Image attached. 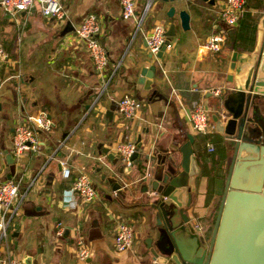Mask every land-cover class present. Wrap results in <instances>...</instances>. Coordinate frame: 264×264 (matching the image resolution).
<instances>
[{"label":"crops","instance_id":"obj_1","mask_svg":"<svg viewBox=\"0 0 264 264\" xmlns=\"http://www.w3.org/2000/svg\"><path fill=\"white\" fill-rule=\"evenodd\" d=\"M61 2L65 10L61 19L44 15L39 7L17 16L0 8V43L6 52V57L0 58L1 178L10 172L6 155L11 153L14 126L37 112H46L53 120L50 131L38 132V152L27 150L20 160L13 158L11 176L21 175L23 187L33 176L36 179L7 238L0 242V253L19 261L30 257L29 264H163L147 248L155 226L152 214L144 216L145 211H150L144 207L149 205L147 195L139 192L135 183L122 194L110 189L100 172L115 170V165L98 152L99 145L116 152L117 144L139 139L143 150L133 160L131 170L122 173L129 183L141 168L144 172L151 168L152 159L147 163L143 160L146 151H175L187 133H192V146L201 158L202 168L195 177L188 213L203 228L212 224L230 157L223 134L191 131L189 111L194 102L202 101L210 116L216 112L226 117L220 95L224 87L236 84L235 79L228 80L231 53L238 51V63L254 53L259 43L258 7L262 0H246L244 11L255 21L256 30L254 40L239 42L238 48L230 43L229 32L235 33L241 18L234 25L223 21L220 12L225 0H135L136 16L130 19L121 18L117 0ZM174 3L189 12L190 27L182 30L177 23L176 36L161 57L147 58L150 52L145 34L157 22L167 27L164 12ZM146 5L143 24L136 29L137 17ZM89 12L96 13L101 21L98 39L108 54L103 73L94 68L84 42L75 35V28ZM215 32L222 34L223 41L220 50L211 51L204 43ZM152 63L156 70L147 89L137 82L138 70ZM238 76L235 71L233 77ZM216 88L221 89L219 94L214 93ZM130 92L141 99L142 106L136 117L126 119L117 111L116 100ZM98 94V102L86 107ZM256 102L264 118V98ZM108 109L112 111L111 118L106 115ZM64 138V145L56 149ZM207 141L213 143V150H207ZM61 159L72 165L70 178L61 177ZM80 169L89 173L98 196L87 207L84 203L72 207L66 190ZM214 205L217 207L213 213ZM119 219H127L135 227L132 249L124 252H117L113 242ZM57 223L63 227L61 234L56 232ZM79 238L89 248L84 260L77 256Z\"/></svg>","mask_w":264,"mask_h":264},{"label":"water","instance_id":"obj_2","mask_svg":"<svg viewBox=\"0 0 264 264\" xmlns=\"http://www.w3.org/2000/svg\"><path fill=\"white\" fill-rule=\"evenodd\" d=\"M203 1L214 3L215 0ZM258 12L259 43L254 53L240 63L238 51L231 53L228 80L235 79L236 84L224 87L220 95V105L227 115L225 118L216 112L211 115L215 131L225 136L224 146L230 161L223 195L209 233L196 231L194 220L188 213L195 177L202 168L201 158L192 146V133H187V138L175 151H146L143 160L147 163L152 159L151 168L145 172L141 168L129 183L122 173L130 171L131 166H125L118 153L110 151V147L99 145L98 152L105 154L115 165V170L100 172V178L108 183L110 189L122 194L123 190L133 188L132 183H135L139 192L147 195L149 205L144 207L150 211H145L144 216L152 214L155 221L152 235L147 239V248L163 264H264V118L256 102L264 98V0ZM164 14L169 21L166 39L156 56L149 53L147 58L161 57L171 38L176 36L177 23L182 30L190 27V14L185 8L170 4ZM155 70V63L142 65L137 82L150 88ZM235 71L240 74L237 79L233 77ZM99 99L98 94L86 107ZM111 114V109H108L107 117L111 118ZM136 144L131 160L143 150L139 139ZM6 158L10 164L7 177H10L15 168L11 153ZM151 194L154 196L149 201ZM90 204L88 201L84 206ZM29 263L30 257L20 261V264Z\"/></svg>","mask_w":264,"mask_h":264},{"label":"built area","instance_id":"obj_3","mask_svg":"<svg viewBox=\"0 0 264 264\" xmlns=\"http://www.w3.org/2000/svg\"><path fill=\"white\" fill-rule=\"evenodd\" d=\"M120 6V16L122 19H130L136 16L135 0H117ZM246 0H225V5L220 12V16L227 24L234 25L239 20L245 7ZM39 7L40 11L48 16L61 19L65 15V10L61 0H0L2 11L11 16H17L18 13H31ZM148 5L144 6L142 13L137 17L136 29L141 28ZM101 29V21L94 12H89L82 18L80 24L75 28V35L84 42L86 50L91 58L94 68L103 73L108 64V54L105 47L98 39V33ZM166 25L163 22L154 23L145 34L147 47L150 53L156 56L160 47L163 45ZM223 36L220 32L209 35L204 43L205 47L211 51H218L221 48ZM170 43L167 44V47ZM6 57V52L0 43V58ZM220 88L214 90L215 94L220 93ZM142 106V101L133 93H124L116 100V109L119 114L126 118L132 119L137 116ZM189 122L192 132L208 134L215 131L214 122L211 119L208 106L202 101L193 103L189 111ZM53 126L52 118L46 112H37L28 114L25 121L18 122L13 129L11 140V155L15 160H20L25 151L30 150L36 153L40 149L39 131L48 132ZM65 138L60 141L57 148L64 145ZM136 142L126 141L116 145L118 153L124 165L132 166V153L136 150ZM208 151L213 150L214 145L211 141L206 142ZM61 177L70 178L73 168L70 163L60 160ZM3 166L0 163V242L5 240L8 235L14 218L18 215L24 200L27 196L30 186L35 181L33 176L23 187L22 176H10L1 178ZM39 175V172L36 176ZM68 193V205L78 207L85 202L93 201L98 196V189L93 183L89 173L80 169L72 179ZM58 234L62 233L63 227L60 223L56 224ZM193 227L196 231H201L203 226L197 221H193ZM135 238L134 225L127 219H119L113 236L114 248L117 252H124L132 249ZM77 256L84 260L89 255V248L85 245L82 238L77 240ZM0 264H20V261L11 255L0 253Z\"/></svg>","mask_w":264,"mask_h":264},{"label":"trees","instance_id":"obj_4","mask_svg":"<svg viewBox=\"0 0 264 264\" xmlns=\"http://www.w3.org/2000/svg\"><path fill=\"white\" fill-rule=\"evenodd\" d=\"M243 12L244 13H242L240 17L241 19L239 21L237 29L235 30V33L232 35V32H229L230 36L232 37L230 43L234 48H238L240 44L239 42L243 43L247 39H249L250 41L254 40L256 30L255 21L247 11Z\"/></svg>","mask_w":264,"mask_h":264},{"label":"rangeland","instance_id":"obj_5","mask_svg":"<svg viewBox=\"0 0 264 264\" xmlns=\"http://www.w3.org/2000/svg\"><path fill=\"white\" fill-rule=\"evenodd\" d=\"M27 72H29V71H27ZM216 207H217V205H214V207H213V208H214L213 213L216 212ZM210 229H211V224H210V225H206V226L203 228V232L206 231V232L209 233V232H210ZM134 230H135V227H134Z\"/></svg>","mask_w":264,"mask_h":264}]
</instances>
